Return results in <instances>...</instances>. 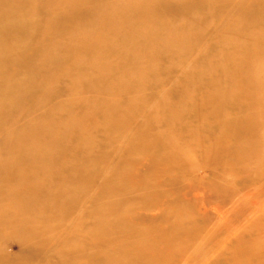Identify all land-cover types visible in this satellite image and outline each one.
Wrapping results in <instances>:
<instances>
[{
	"label": "bare ground",
	"instance_id": "bare-ground-1",
	"mask_svg": "<svg viewBox=\"0 0 264 264\" xmlns=\"http://www.w3.org/2000/svg\"><path fill=\"white\" fill-rule=\"evenodd\" d=\"M0 243L264 264V0H0Z\"/></svg>",
	"mask_w": 264,
	"mask_h": 264
},
{
	"label": "rangeland",
	"instance_id": "rangeland-1",
	"mask_svg": "<svg viewBox=\"0 0 264 264\" xmlns=\"http://www.w3.org/2000/svg\"><path fill=\"white\" fill-rule=\"evenodd\" d=\"M165 77H166V75H165ZM87 94V93H86ZM65 98H66V96H65ZM103 136V134H99V136H98V140L101 138ZM2 243V242H1ZM0 243V244H1ZM6 248H7V250H9V252L11 253V254H15L16 255V253L18 252V248L16 247V244L14 243V242H12V241H7V244H6ZM206 253V252H205ZM203 254V257L202 258H206L207 256H208V254Z\"/></svg>",
	"mask_w": 264,
	"mask_h": 264
}]
</instances>
